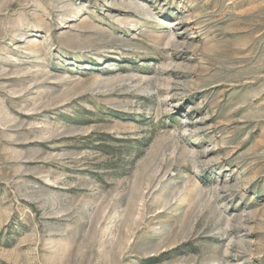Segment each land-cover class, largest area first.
<instances>
[{"label": "rangeland", "instance_id": "obj_1", "mask_svg": "<svg viewBox=\"0 0 264 264\" xmlns=\"http://www.w3.org/2000/svg\"><path fill=\"white\" fill-rule=\"evenodd\" d=\"M0 264H264V0H0Z\"/></svg>", "mask_w": 264, "mask_h": 264}]
</instances>
